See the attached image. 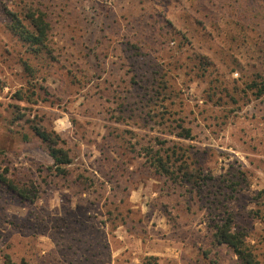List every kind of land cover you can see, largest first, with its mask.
Segmentation results:
<instances>
[{
    "label": "rangeland",
    "instance_id": "obj_1",
    "mask_svg": "<svg viewBox=\"0 0 264 264\" xmlns=\"http://www.w3.org/2000/svg\"><path fill=\"white\" fill-rule=\"evenodd\" d=\"M30 12L44 45L11 30ZM260 86L264 0H0V174L24 191L0 182V264H243L225 221L264 264ZM158 140L190 182L155 173Z\"/></svg>",
    "mask_w": 264,
    "mask_h": 264
},
{
    "label": "trees",
    "instance_id": "obj_2",
    "mask_svg": "<svg viewBox=\"0 0 264 264\" xmlns=\"http://www.w3.org/2000/svg\"><path fill=\"white\" fill-rule=\"evenodd\" d=\"M29 27H26L21 20L13 15V23L11 24V30L14 34L19 35L24 41L29 42L32 45L40 46L44 45L49 24L44 18L43 12H30L27 14ZM264 87L258 88V95L263 94ZM34 134L47 146L50 156L53 158L54 169L57 172H64V166L70 162L68 150L61 144L63 140L54 130H47L44 127L32 126ZM178 137L191 138V130L187 127H181V130L177 133ZM159 147L156 149L153 146H147L145 153L149 158V164L154 168L155 173L161 176L173 178L174 180H180V182H190L192 175L187 171H182L181 167L174 166L171 160V152L166 150L162 144H165L166 140H158ZM183 178V179H180ZM0 182L6 185L11 190H18L17 185L3 174H0ZM20 190V189H19ZM19 194H23L24 191H19ZM230 221H225L221 225H217V229L214 236L220 242L226 244L232 249L243 264H263L250 250V247L240 235L234 231H231ZM2 264H26L24 261L14 262L9 257H6Z\"/></svg>",
    "mask_w": 264,
    "mask_h": 264
}]
</instances>
